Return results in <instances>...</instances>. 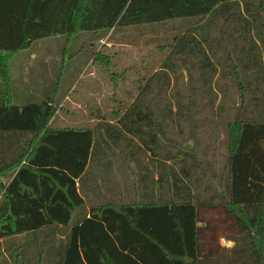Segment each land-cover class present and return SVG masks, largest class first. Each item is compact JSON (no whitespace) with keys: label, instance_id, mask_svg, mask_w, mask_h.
<instances>
[{"label":"trees","instance_id":"16d2710c","mask_svg":"<svg viewBox=\"0 0 264 264\" xmlns=\"http://www.w3.org/2000/svg\"><path fill=\"white\" fill-rule=\"evenodd\" d=\"M194 17L202 21L97 134L54 129L55 97L13 101L10 57L37 40ZM105 56L94 62L115 81ZM178 70L198 74L187 92L206 103L182 100L170 83L158 94L171 101L147 99ZM217 77L226 83L215 89ZM214 114L226 131L219 171L207 150L177 153L166 134ZM45 237L58 242L46 250L56 264H264V0H0V239L17 244L12 256L31 245L40 256Z\"/></svg>","mask_w":264,"mask_h":264},{"label":"rangeland","instance_id":"374dc122","mask_svg":"<svg viewBox=\"0 0 264 264\" xmlns=\"http://www.w3.org/2000/svg\"><path fill=\"white\" fill-rule=\"evenodd\" d=\"M201 21L202 18L194 17L119 27L111 36L118 43H114V40L105 41L107 34L99 41L92 32L37 40L29 49L10 57L13 101L17 105H25L55 97L58 111L51 123L54 129L85 128L97 134L103 125L115 124L119 116L137 99L147 78L159 70L170 51L167 47L173 44L175 37L195 28ZM101 53L111 59L112 70L117 74L115 81L107 72L105 63L94 62ZM182 71H170L171 79L159 81L154 89L155 96L147 99H157L163 103L171 101V93L158 94L159 87L170 83V90L179 91L182 100L192 98L199 104L206 103V94L192 97L187 92L191 81L196 80L198 74L195 73L191 79L189 73L185 76ZM225 83L226 80L220 82L217 77L213 86ZM226 102L231 105L229 98ZM211 116L209 120L204 119V116L197 119V129L194 131H190L189 124H183V131H167L166 134L175 144L180 145L176 146V149L179 147L177 153L194 147L199 152L207 150L204 161L219 171L227 155L226 131L221 124L220 114ZM223 116L230 117V113L225 111ZM44 233L47 235V232ZM48 238L51 239L50 236ZM16 240L17 244L25 243L28 237L20 236ZM43 241L45 246L40 256L34 245L27 248L25 256L23 251L12 256L8 248L15 243L10 242V239H0L3 250L0 264H40V257L41 264H56L54 254L48 256L46 250L58 242L52 246L47 237ZM38 243L34 242L35 245ZM221 244L227 248L233 246V243L225 239L221 240ZM33 256L39 260H33Z\"/></svg>","mask_w":264,"mask_h":264},{"label":"crops","instance_id":"0c3cea01","mask_svg":"<svg viewBox=\"0 0 264 264\" xmlns=\"http://www.w3.org/2000/svg\"><path fill=\"white\" fill-rule=\"evenodd\" d=\"M111 36H112V31L111 32H109L106 36H105V38H104V40L105 41H107V42H109V41H113L114 39H112L111 38ZM93 38V37H92ZM110 38H111V40H110ZM94 39V38H93ZM96 39H98L99 41H100V39H102V37L100 36V35H96ZM95 40V39H94ZM114 43H118L117 41H113ZM114 43H112L113 45H114ZM113 47V46H112ZM87 188H90V186L88 185L87 186ZM97 195H102L103 194V191L100 189V190H97Z\"/></svg>","mask_w":264,"mask_h":264}]
</instances>
